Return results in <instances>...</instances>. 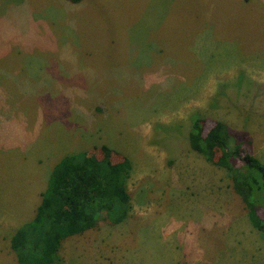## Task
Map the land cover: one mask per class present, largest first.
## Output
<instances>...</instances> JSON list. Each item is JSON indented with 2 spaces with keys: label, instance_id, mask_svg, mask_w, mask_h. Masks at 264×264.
Here are the masks:
<instances>
[{
  "label": "rangeland",
  "instance_id": "obj_1",
  "mask_svg": "<svg viewBox=\"0 0 264 264\" xmlns=\"http://www.w3.org/2000/svg\"><path fill=\"white\" fill-rule=\"evenodd\" d=\"M195 116L264 163V0H0V264L54 165L102 144L132 162L131 209L66 237L60 264H264Z\"/></svg>",
  "mask_w": 264,
  "mask_h": 264
},
{
  "label": "trees",
  "instance_id": "obj_2",
  "mask_svg": "<svg viewBox=\"0 0 264 264\" xmlns=\"http://www.w3.org/2000/svg\"><path fill=\"white\" fill-rule=\"evenodd\" d=\"M188 138L193 150L227 171L251 225L264 241V218L258 212L262 208L264 214L260 196L264 192V163L249 153L242 155L241 143L231 145L227 125L221 120L205 129L204 119L195 116ZM94 151L65 155L54 165L34 217L10 237L19 264H60L58 251L66 237L97 227L100 218L115 225L127 217L132 162L126 156L116 158V152L105 144Z\"/></svg>",
  "mask_w": 264,
  "mask_h": 264
},
{
  "label": "crops",
  "instance_id": "obj_3",
  "mask_svg": "<svg viewBox=\"0 0 264 264\" xmlns=\"http://www.w3.org/2000/svg\"><path fill=\"white\" fill-rule=\"evenodd\" d=\"M46 188V187H45ZM44 191V190H43Z\"/></svg>",
  "mask_w": 264,
  "mask_h": 264
}]
</instances>
